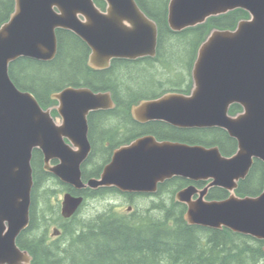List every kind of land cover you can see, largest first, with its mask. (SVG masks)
Listing matches in <instances>:
<instances>
[{
	"label": "water",
	"instance_id": "95a60500",
	"mask_svg": "<svg viewBox=\"0 0 264 264\" xmlns=\"http://www.w3.org/2000/svg\"><path fill=\"white\" fill-rule=\"evenodd\" d=\"M102 1L104 11L94 0H14L12 13L0 26V264L32 261L17 238L29 224L34 149L41 151L45 171L76 188L114 187L154 194L158 184L173 177L211 179L196 200L193 195L198 190L193 186L175 194V201L186 206V223L264 241V190L256 197L234 193L253 159L264 163V0H169L167 24L173 32L237 9L249 17L234 29L212 30L201 43L189 95L166 93L133 109L141 121L138 114L146 121L161 120L177 127L221 128L237 141V152L228 158L217 147L140 138L116 151L100 178L84 184L79 166L90 152L86 117L111 104L110 94L86 87L53 93L50 97L57 101L62 118L57 125L49 108H42L31 92L15 85L9 66L20 58L51 62L57 55V30L73 33L88 46V65L93 69H107L113 59L154 57L157 26L136 1ZM233 104L243 110L230 117ZM64 137L77 152L64 145ZM53 158L59 164L49 167ZM210 187L222 188L229 196L205 200ZM82 203L83 197L64 194L61 216L73 217Z\"/></svg>",
	"mask_w": 264,
	"mask_h": 264
},
{
	"label": "trees",
	"instance_id": "16d2710c",
	"mask_svg": "<svg viewBox=\"0 0 264 264\" xmlns=\"http://www.w3.org/2000/svg\"><path fill=\"white\" fill-rule=\"evenodd\" d=\"M94 1L98 7L104 5L102 0ZM135 1L157 25L156 59H162L167 70H178L179 74L180 71L190 68L198 47L212 30L234 29L238 21L249 17L245 11L237 9L210 17L203 24L195 27L173 32L169 29L166 19L169 0L162 9L152 8L150 2L153 0H149L151 7L147 5L146 0ZM13 7L14 0H0V26L8 20ZM56 37L57 55L53 61L39 62L20 58L9 66V75L15 85L21 90L31 92L41 106L46 107L48 101L53 103L50 99V94L53 92L67 85L80 83L93 88L108 86L114 91L115 96H136L137 94L132 91L134 86L135 89L144 91L140 96L150 97L156 94L158 89L155 86L158 83L150 75L140 73L141 70L136 69L134 64L118 66V69L122 70V76L119 78L120 93L111 84L90 85L91 76L85 67L87 48L84 43L69 31L57 30ZM185 55L189 56L187 67L183 64ZM143 65L146 69L152 68L154 61H146ZM53 66L61 68V81L58 84L52 85L49 82L52 79L50 73L31 75L27 72L30 68L43 69L42 67ZM113 69H116L115 65L107 72L97 75L102 77L111 74ZM108 77L113 76L108 75ZM174 85L179 86L170 83L168 88ZM150 89L155 91L149 93ZM202 133V135L210 134L209 143L219 145L223 153L227 154L233 148V141L227 140L222 131L216 129ZM173 136L183 137L176 134ZM262 170L261 164L255 162L248 178L235 190L236 195L243 197L245 194L256 193L261 186ZM38 175L39 170L35 186L39 192L41 178ZM45 177L43 175V178ZM249 180L252 181L251 185ZM179 185V182L171 180L161 189L168 195L169 205L166 206L164 202L151 204V210L161 211L164 208L161 219L155 220L150 215L146 216L142 213L106 214L85 224L83 221H76L75 215L68 223L61 222L62 236L50 244L46 243L45 237L51 222L44 218L51 215L54 222L56 212L46 205L45 195L41 199L46 207H38L35 211V202L33 203L29 226L18 237V246L29 252L32 264H264L263 241L227 229L212 230L188 225L184 220L185 206L173 198ZM38 192L37 202L46 190L40 196ZM225 195L218 197L223 198Z\"/></svg>",
	"mask_w": 264,
	"mask_h": 264
},
{
	"label": "flooded vegetation",
	"instance_id": "af4514ba",
	"mask_svg": "<svg viewBox=\"0 0 264 264\" xmlns=\"http://www.w3.org/2000/svg\"><path fill=\"white\" fill-rule=\"evenodd\" d=\"M137 5L142 10L141 6L139 4ZM98 8L104 11L106 8V4L104 3L102 7H98ZM143 12L146 14L145 11ZM64 31H67V30H64ZM84 45L87 48L85 67L88 69L90 73L89 76H91V78L89 79L90 85L97 86V84L99 83L106 84V85L111 84L117 90V92L120 93L121 85L119 82V78L122 76V72H121L122 70L118 69L119 68L118 66H121L123 64H134L136 69L141 70L140 73L144 72L148 76L150 75V77L158 83L155 86L156 89H158L156 94L150 97L140 96V95H143L144 93H142L143 91H141L139 88L135 89V86L132 88V91L137 95L133 97H122L120 95L115 96L114 91L110 89L108 86L106 87L99 86V88L94 86L93 88L86 84L80 83L78 85H67L62 88L64 89L66 87H74V88L86 87V88L91 89L95 93L102 92V93L110 94L109 99L111 101V104H108L104 109L90 111L86 117L87 118L86 119L87 121V135L86 136H87L88 143L90 145V152L88 156L80 163V166H79L80 178L84 184H87V181L90 179L100 178L104 168L111 163L114 153L121 148L130 146L134 141L140 138H146V137L151 136L158 142L181 143V144H187L190 146H202L204 148L217 147L221 155L224 157H228V158L233 156L237 152V148H238L237 141L234 138H231L229 134L221 128H218V127L189 128V127H181V126L177 127V126H173L161 120H147L146 121V117L144 115L138 114V116L144 121H141L140 119H138V117L134 116L133 109L138 107L144 101H150V100L160 98L166 93H180L184 95H189L192 89L193 83H192V80L187 81V79H188V75H190L191 77L193 63L196 59V55H195V58L190 68L189 69L186 68L180 71V74L178 70H174V69L167 70L165 65L163 64L164 61L162 59L157 60L156 55L154 57H141V58H136V59H122V58L113 59L110 61V65L107 69L101 70V69H93L88 65V57L90 54V50L85 43ZM146 61H154V65L152 66V68L151 67H148L147 69L145 68L143 64H146ZM113 65H115L116 67V69H113V73L104 75L102 77L101 75H97V74H102L103 72H107L108 70H110V68ZM147 71L149 72V74L147 73ZM113 74H115V76ZM108 75L109 76L112 75L113 77L110 78L108 77ZM170 83L171 84L176 83L180 87L177 85H174L168 88L169 86L168 84ZM62 89H60L59 91H61ZM59 91H56V92H59ZM56 92H53V93H56ZM51 95L52 94H50V96ZM51 102L53 103H50V101H48L47 106L46 107L42 106V107L44 109L49 108L51 111V116L53 120L56 122L57 125H60L62 123V118L59 115V113L56 111L57 101L51 99ZM242 110L243 109L240 105L233 104L228 109V115L230 117L237 116L238 114L242 112ZM216 129L224 132L227 140L233 141V144H234L233 148L227 154L222 152L221 147L219 145L215 143H209L210 139L208 136L210 134L205 133V135H202L203 134L202 132H206L209 130H216ZM172 134L181 135L183 137H174ZM63 142H64V145L68 147L70 151L72 152L78 151V148H76L67 137L63 138ZM255 162L260 163L263 169L261 172V179H260L261 186L258 189V191L254 193L253 195L245 194V196L243 197H246V196L256 197V196H259L264 190V163L261 160L255 159V158L253 159V163L246 177L243 180H240L238 182L237 187L241 185L248 178ZM58 164H59V160L57 158H53L49 161V167H53ZM31 166H32L33 185L31 188V195H30V199H31L30 211H29L30 219H31V214H32L33 203L35 202V205H34V208L36 209L35 211H37L38 210L37 208L39 207L38 206L39 200L37 202L38 188H35L37 184L36 177H37L38 170H39L38 176L41 178L40 186L45 183L53 182L59 188V192L62 194V197L64 194L69 193L72 196L83 197L84 202L92 198H95L98 195L117 196L119 198L124 199L126 204L130 203V200L134 197H140V198H145V199H146V196L147 197H155V196L158 197L160 195V197H165V195L167 194L164 193L161 189L164 186H166L171 180H175V182L180 183L176 192L186 187H189V186L195 187L198 190L197 191L198 193H195L193 195V200H196L200 196L199 192L203 190L204 188H206L207 185L212 181L211 179L193 181V180L185 179L181 177H173L169 180H166L162 184H158L157 191L154 194L121 192L114 187H99L97 189H91L89 187L76 188L73 185L60 181L52 174L45 171L44 157L41 151H39L38 149H34L32 151ZM43 175H45L46 177L43 178ZM251 183L252 181L250 182L249 180L250 185ZM221 192L226 194L223 198H220L224 195V194L222 195ZM228 196L229 194L226 190L219 188V187H210L207 190V194L204 197V199L205 200H223V199H226ZM61 201L59 202L60 205L57 201L58 207L60 208H58L59 212H57L56 210L54 211L56 212V216H55L56 218L54 217L53 219L54 222L52 221L51 215L50 217L48 215L44 218V220L48 219L51 222V224L55 225V230H57V233L59 235L62 234V229L60 227L61 222L68 223L71 220V219H64L61 217L60 215ZM41 207L42 206H40L39 208ZM127 208H132V206L128 205ZM185 210H186V206H185ZM59 235L56 236L55 238L59 237ZM46 239H47V235L45 237V241L46 243L50 244ZM258 241H262V240H258Z\"/></svg>",
	"mask_w": 264,
	"mask_h": 264
},
{
	"label": "rangeland",
	"instance_id": "374dc122",
	"mask_svg": "<svg viewBox=\"0 0 264 264\" xmlns=\"http://www.w3.org/2000/svg\"><path fill=\"white\" fill-rule=\"evenodd\" d=\"M167 0H153V2H150L149 0H146L147 5L150 6L149 2L153 5L152 8L155 7V9H162L164 8V4L166 3ZM151 7V6H150ZM189 62V56L185 55L184 56V67H187ZM43 69H36V68H30L27 70V72L31 75H36V74H52V79L49 81L52 85L53 84H58L61 79H60V72L61 68L59 66H53V67H42ZM64 70V69H62ZM149 74V72L147 71ZM179 79V78H178ZM134 80V79H132ZM191 80L190 75H188L187 81ZM169 85V84H168ZM154 89H150L149 93L154 92ZM144 93V91L142 92ZM39 196L43 194L46 190V193L41 195L39 198V204L38 206H45V203L48 207H51L52 209L56 210L59 212L60 207H58V203L62 200V194L59 192V188L57 187L56 184L53 182L45 183L41 186H39ZM46 195V196H45ZM46 197L45 203L42 201L41 198ZM58 201V203H57ZM164 202V204L167 206L169 205V197H147L145 198H140V197H134L130 200V203L126 204L125 200L122 198H119L117 196H110V195H98L95 198H92L90 200H87L84 202L83 206L80 208L78 213L76 214V221H83L85 224L93 222L97 217L99 216H104L106 214H111V215H125V214H136V213H142L146 214V216H151L153 217L152 219L158 220L161 219L162 217V210H151L150 206L151 204H156V203ZM60 205V203H59ZM128 205L132 206V210H127ZM167 208V207H166ZM77 223V222H76ZM53 228H55V225H49V228L46 231L47 235V241L49 243H53L54 241L58 240L61 238L62 235L59 237L55 238L56 235H53ZM78 229V228H77Z\"/></svg>",
	"mask_w": 264,
	"mask_h": 264
}]
</instances>
